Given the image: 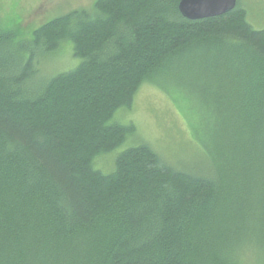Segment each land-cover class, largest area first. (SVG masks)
Returning <instances> with one entry per match:
<instances>
[{
	"label": "trees",
	"instance_id": "trees-1",
	"mask_svg": "<svg viewBox=\"0 0 264 264\" xmlns=\"http://www.w3.org/2000/svg\"><path fill=\"white\" fill-rule=\"evenodd\" d=\"M180 1L0 17V264H264V28L242 0L202 19ZM65 43L79 61L49 76ZM146 82L196 104L198 165L117 152Z\"/></svg>",
	"mask_w": 264,
	"mask_h": 264
},
{
	"label": "rangeland",
	"instance_id": "rangeland-1",
	"mask_svg": "<svg viewBox=\"0 0 264 264\" xmlns=\"http://www.w3.org/2000/svg\"><path fill=\"white\" fill-rule=\"evenodd\" d=\"M242 1L250 10L248 21L257 29L264 28V0ZM94 2L95 0H0V17L5 20L20 17L25 28H35L73 9L90 7ZM56 54L48 63L44 62L45 72L49 76L54 72L72 69L79 61L72 55L68 43L63 44ZM171 99L151 83L143 84L131 110H120L115 115L116 121L125 124L133 121L137 127L134 137L128 138L117 152L137 143L148 142L175 164L191 167L198 165L199 160L192 157L196 148L191 132V123H197L193 116L196 104H191L190 100L178 95L175 100ZM113 158L114 154L100 156L99 166H95L108 173L114 167Z\"/></svg>",
	"mask_w": 264,
	"mask_h": 264
},
{
	"label": "water",
	"instance_id": "water-1",
	"mask_svg": "<svg viewBox=\"0 0 264 264\" xmlns=\"http://www.w3.org/2000/svg\"><path fill=\"white\" fill-rule=\"evenodd\" d=\"M237 0H181L179 9L189 19L223 15L236 6Z\"/></svg>",
	"mask_w": 264,
	"mask_h": 264
}]
</instances>
